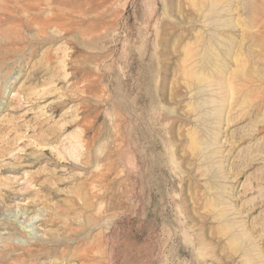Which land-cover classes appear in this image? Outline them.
<instances>
[{
	"label": "rangeland",
	"instance_id": "obj_1",
	"mask_svg": "<svg viewBox=\"0 0 264 264\" xmlns=\"http://www.w3.org/2000/svg\"><path fill=\"white\" fill-rule=\"evenodd\" d=\"M22 1L50 21L0 38V264H264V0Z\"/></svg>",
	"mask_w": 264,
	"mask_h": 264
},
{
	"label": "bare ground",
	"instance_id": "obj_2",
	"mask_svg": "<svg viewBox=\"0 0 264 264\" xmlns=\"http://www.w3.org/2000/svg\"><path fill=\"white\" fill-rule=\"evenodd\" d=\"M22 1V0H21ZM16 6V5H15ZM34 9H35V6H33V5H31V4H29V3H27V2H24V1H22L21 2V5H20V8H17V11L20 13V18H19V20L16 22V23H14V25H12V26H10V27H7L6 26V24L8 23V22H6V21H3V19H4V15H2V14H5V13H7V12H13V10H11L10 9V6L7 4V3H1V5H0V13H1V15H0V18L2 19V20H0V38L1 39H6V38H8V37H11L12 36V34L13 35H15L16 34V27L17 26H22V25H26L27 27H33V28H36L37 29V31H42L43 29H44V26H46V25H49V21H50V19H45V20H41V19H38V17H36L35 15H33L32 14V12L34 11ZM216 14V12L214 13V15ZM56 19V18H55ZM52 20V19H51ZM15 24L17 25L16 27H15ZM69 25V24H68ZM70 26V25H69ZM59 29H60V31H63V30H66L67 29V31L69 30L68 29V26H67V24H65V25H60L59 26ZM9 34L11 35V36H9ZM212 42H213V38H212ZM206 62H207V65H208V63L210 64V66L212 65V63L210 62V60H209V58L208 59H206ZM214 66V67H213ZM208 68V67H207ZM211 68L212 69H214V72H213V75H214V77H216L217 75H221L222 73V71H221V69H219L218 67H216L215 65H212L211 66ZM206 70V69H205ZM209 70V69H208ZM211 70V69H210ZM204 73H201V75H199L197 78H196V82L197 83H200L203 79H206V76L205 75H203ZM227 85V84H226ZM230 85H232L231 83H230ZM228 86V85H227ZM226 86V87H227ZM232 86H228L227 88V94H228V96L230 97V95H231V93H233L232 92V89L233 88H231ZM232 96V95H231ZM216 124H217V122H215ZM219 125H220V121H219ZM198 139L196 138V137H192V141H193V143H198V141H197ZM199 144H200V142H199ZM136 163H138V162H136ZM138 165V164H137ZM137 173H138V177L139 178H141V173H140V169H139V167H137ZM212 205H213V203H212ZM2 230H8V232L7 233H9V232H12V233H17V231L15 230V228L14 227H12V226H10V225H5V226H3V228H1ZM230 229H231V225H227V226H224V228H223V231H224V233H226V234H228L229 236V238H230V241H235V240H238V239H240V238H242L241 236H239L240 235V233H235V232H233V233H230L229 231H230ZM242 234H245V231L242 233ZM26 251L27 252H30L31 251V249H26ZM33 251V250H32ZM4 254V253H3Z\"/></svg>",
	"mask_w": 264,
	"mask_h": 264
}]
</instances>
